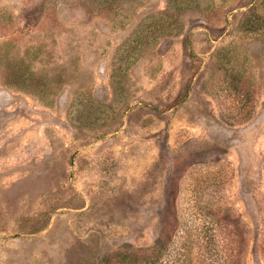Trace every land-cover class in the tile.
<instances>
[{
  "label": "rangeland",
  "instance_id": "obj_1",
  "mask_svg": "<svg viewBox=\"0 0 264 264\" xmlns=\"http://www.w3.org/2000/svg\"><path fill=\"white\" fill-rule=\"evenodd\" d=\"M238 219L264 264V0H0V264H179Z\"/></svg>",
  "mask_w": 264,
  "mask_h": 264
},
{
  "label": "trees",
  "instance_id": "obj_2",
  "mask_svg": "<svg viewBox=\"0 0 264 264\" xmlns=\"http://www.w3.org/2000/svg\"><path fill=\"white\" fill-rule=\"evenodd\" d=\"M209 225H211L214 235L210 236L207 233ZM232 225L233 231L226 224L211 221L200 233L194 235L192 240L187 238L185 240L186 246L196 247L197 250H181L179 264H226L227 261L229 264H239L237 263L238 257L243 254V242H247V240L241 229V221L238 219ZM205 239H207L206 245L202 246L201 242ZM191 252L196 253L192 255ZM145 255H147L146 251L138 250L134 251L133 254H115V257H111V259L124 261L138 257L140 261V258ZM146 263L157 264L154 261H147Z\"/></svg>",
  "mask_w": 264,
  "mask_h": 264
}]
</instances>
